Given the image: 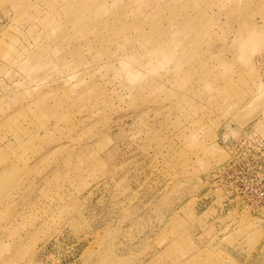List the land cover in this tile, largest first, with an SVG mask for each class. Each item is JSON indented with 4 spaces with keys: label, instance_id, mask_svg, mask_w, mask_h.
<instances>
[{
    "label": "rangeland",
    "instance_id": "1",
    "mask_svg": "<svg viewBox=\"0 0 264 264\" xmlns=\"http://www.w3.org/2000/svg\"><path fill=\"white\" fill-rule=\"evenodd\" d=\"M248 137L264 0H0V264H264Z\"/></svg>",
    "mask_w": 264,
    "mask_h": 264
},
{
    "label": "built area",
    "instance_id": "2",
    "mask_svg": "<svg viewBox=\"0 0 264 264\" xmlns=\"http://www.w3.org/2000/svg\"><path fill=\"white\" fill-rule=\"evenodd\" d=\"M246 142H248V146L245 145ZM262 142L263 140L251 137L240 138L239 145L235 144V147H232L227 160L212 171L214 178L218 177L217 179H219L220 176H227L232 179L230 185L233 188L235 184L244 180L247 183L245 190L231 189L228 194L226 193L227 197L241 200L247 197L250 190L251 205L257 209L256 204L264 205V182L261 184L257 178L260 174L264 175V144ZM248 177L251 178L247 180Z\"/></svg>",
    "mask_w": 264,
    "mask_h": 264
}]
</instances>
